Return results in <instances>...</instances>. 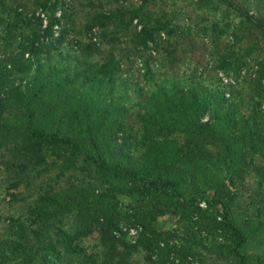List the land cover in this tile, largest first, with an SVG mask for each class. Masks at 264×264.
I'll list each match as a JSON object with an SVG mask.
<instances>
[{"label": "trees", "instance_id": "trees-1", "mask_svg": "<svg viewBox=\"0 0 264 264\" xmlns=\"http://www.w3.org/2000/svg\"><path fill=\"white\" fill-rule=\"evenodd\" d=\"M216 1L264 37V18L234 0L199 5ZM64 3L36 0L44 27L37 9L0 0V149L13 147L23 168L51 159L69 170L82 160L93 181L52 186L29 208V222L9 218L0 264H264L261 86L227 97V86L206 84L193 72H160L143 59L142 81L123 77L114 57L96 62L87 49L68 46ZM58 6L65 9L59 16ZM136 37L146 45L154 32L146 23ZM220 61L224 70L240 68L235 53ZM127 119L138 123L145 143L139 154L129 150ZM250 173L258 195L250 196L251 212L239 201ZM167 214L183 223L182 234L156 227ZM69 215L84 227L65 230ZM123 222L141 228L135 243ZM94 230L101 245L86 254L74 241Z\"/></svg>", "mask_w": 264, "mask_h": 264}, {"label": "rangeland", "instance_id": "rangeland-1", "mask_svg": "<svg viewBox=\"0 0 264 264\" xmlns=\"http://www.w3.org/2000/svg\"><path fill=\"white\" fill-rule=\"evenodd\" d=\"M63 1L62 6H69L65 11L67 17L63 18V26L70 30L66 34L68 46L76 52L87 49L84 52L86 58L96 62L114 57L120 62L123 77L142 81L144 64L140 59H143L160 72L172 70L179 76L193 72L206 84L221 85V88L227 86V97L233 91L252 95L256 86L264 90L263 34L255 24L222 2L201 7L199 0H149L145 4L142 0ZM17 2L26 3L29 12L37 9L43 18V26H46L45 13L37 6L36 0ZM234 2L253 16L264 18V0ZM58 7L59 16L65 9ZM112 14L114 16L109 18ZM146 23L154 37L142 45L136 36ZM61 28L60 24L54 26L55 36L61 34ZM232 53L240 59L238 71L233 67L224 70L219 66L221 58ZM125 136L130 142V152L139 154L145 143L135 120H126ZM18 159L13 147L0 149V236L7 234L11 217L29 222V208L52 186L53 189L65 186L74 178L93 181L91 169L82 160L75 168L63 170L53 166L51 159H47L45 164L27 168H23L24 161ZM253 178L254 173H250L247 187L243 188L239 198L240 204L248 207L250 212L253 211L249 206L250 196L258 197ZM123 202L128 204L127 199ZM201 203L204 204L203 201ZM62 224L69 232L84 227V223L72 215L65 217ZM155 225L162 230H179L181 234L183 231V223L178 217L168 214L159 217ZM121 226L128 240L131 235L129 229L138 227L128 222ZM75 244L90 254L101 245L100 234L94 230L89 235L76 238Z\"/></svg>", "mask_w": 264, "mask_h": 264}, {"label": "built area", "instance_id": "built-area-1", "mask_svg": "<svg viewBox=\"0 0 264 264\" xmlns=\"http://www.w3.org/2000/svg\"><path fill=\"white\" fill-rule=\"evenodd\" d=\"M203 205V204H202ZM131 231V235L129 236L130 240L132 243H135L137 241V237L139 236L140 234V231H141V228L138 226V227H133V228H130L129 229V232Z\"/></svg>", "mask_w": 264, "mask_h": 264}]
</instances>
